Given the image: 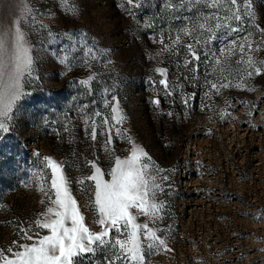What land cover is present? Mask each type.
Here are the masks:
<instances>
[{
	"label": "rangeland",
	"instance_id": "obj_1",
	"mask_svg": "<svg viewBox=\"0 0 264 264\" xmlns=\"http://www.w3.org/2000/svg\"><path fill=\"white\" fill-rule=\"evenodd\" d=\"M0 26L34 58L0 130V251L51 234V159L89 232L109 233L74 264H134L131 225L98 223L89 177L111 181L138 146L160 205L130 209L140 264H264V0H0Z\"/></svg>",
	"mask_w": 264,
	"mask_h": 264
},
{
	"label": "snow or ice",
	"instance_id": "obj_2",
	"mask_svg": "<svg viewBox=\"0 0 264 264\" xmlns=\"http://www.w3.org/2000/svg\"><path fill=\"white\" fill-rule=\"evenodd\" d=\"M131 2L132 0H129V3ZM237 2L238 0H230L232 5H236ZM235 18L240 17L237 15ZM30 51L23 31L18 27L13 30L0 26V130H7L6 121L11 120L13 108L24 95L25 78L31 77L34 72V58ZM262 68L264 65L255 68V73L260 74ZM161 73L163 74V70ZM212 87L217 86L213 84ZM113 111L116 112L117 109L114 108ZM119 119L122 120L123 117ZM92 135L95 139V132ZM144 155L142 149L133 146L130 159L115 161V167L110 173L111 181L100 178L99 168H96V175L89 177L95 181V207L101 216L98 223L102 226L107 224L117 227L124 221V227L131 225L133 231L129 234L128 240L118 243L121 251L130 257L134 264H140L144 259L141 255L143 245L138 238V231L141 228L147 230L148 226L135 224L130 209L135 208L155 218V213L160 208L154 199L159 185L150 179V173L146 171L147 164L142 160ZM47 164L53 174L51 189L54 190L55 198L51 203L56 206L55 209L48 208L47 212L55 218L48 219L46 214L45 221L43 223L37 221V226L48 229L51 234L31 246H23V251L12 252L8 249L15 259L0 251V264H74L73 257L92 251L88 245L102 243L103 238L109 234L107 227L102 233L89 232L83 223L76 200L70 194L61 165L51 159L47 160ZM69 221L71 227L67 226L66 222ZM145 238L158 243L161 247L166 244L153 231H146ZM147 247L151 248L153 244L150 243Z\"/></svg>",
	"mask_w": 264,
	"mask_h": 264
}]
</instances>
